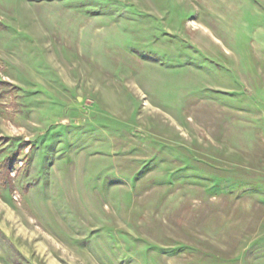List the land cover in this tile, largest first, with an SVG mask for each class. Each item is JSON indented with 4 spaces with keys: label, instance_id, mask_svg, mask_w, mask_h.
<instances>
[{
    "label": "rangeland",
    "instance_id": "374dc122",
    "mask_svg": "<svg viewBox=\"0 0 264 264\" xmlns=\"http://www.w3.org/2000/svg\"><path fill=\"white\" fill-rule=\"evenodd\" d=\"M0 264H264V0H0Z\"/></svg>",
    "mask_w": 264,
    "mask_h": 264
},
{
    "label": "trees",
    "instance_id": "16d2710c",
    "mask_svg": "<svg viewBox=\"0 0 264 264\" xmlns=\"http://www.w3.org/2000/svg\"><path fill=\"white\" fill-rule=\"evenodd\" d=\"M15 157H6L0 166V182L10 188L14 185L13 167Z\"/></svg>",
    "mask_w": 264,
    "mask_h": 264
}]
</instances>
